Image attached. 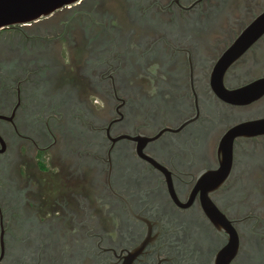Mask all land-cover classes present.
I'll return each mask as SVG.
<instances>
[{"label": "flooded vegetation", "instance_id": "flooded-vegetation-1", "mask_svg": "<svg viewBox=\"0 0 264 264\" xmlns=\"http://www.w3.org/2000/svg\"><path fill=\"white\" fill-rule=\"evenodd\" d=\"M124 8L0 31V264H264V0Z\"/></svg>", "mask_w": 264, "mask_h": 264}, {"label": "water", "instance_id": "water-1", "mask_svg": "<svg viewBox=\"0 0 264 264\" xmlns=\"http://www.w3.org/2000/svg\"><path fill=\"white\" fill-rule=\"evenodd\" d=\"M83 0H0V31L16 25H31ZM264 34V10L244 29L218 62L222 73Z\"/></svg>", "mask_w": 264, "mask_h": 264}, {"label": "rangeland", "instance_id": "rangeland-1", "mask_svg": "<svg viewBox=\"0 0 264 264\" xmlns=\"http://www.w3.org/2000/svg\"><path fill=\"white\" fill-rule=\"evenodd\" d=\"M127 0H103L104 8L106 11H111L114 13L117 17H120L121 14H125V8L124 4H126ZM87 9H90L89 4L84 7L83 10L77 11L74 14H71L67 16L66 14H59L57 15L58 17H68V19L62 20L63 25L70 26L67 27V30L70 31V39L63 42H59L60 44L58 45L59 51L61 52L63 58L61 59L62 62L65 63V59H67L68 63L67 65H81L83 62V59L85 57V49L84 46L81 44L82 40L81 38H84V33L81 28L80 22L82 21L80 13L88 11ZM91 10V9H90ZM122 17V16H121ZM105 19V18H104ZM122 18H118L119 21H121ZM113 20V17H111L110 21ZM125 20L128 22L130 21V17L126 14L125 15ZM67 21V22H66ZM109 21V20H106ZM94 22V21H93ZM76 25V26H75ZM63 31H57V33H62ZM66 32V30H65ZM64 32V33H65ZM83 43V42H82ZM65 73V79L66 82H70V78L67 77L68 74L67 72L63 71ZM73 75L74 77H79V73H76L75 70H73ZM59 80V78H57ZM58 80H56L58 82ZM72 84H78V83H72ZM57 86V85H56ZM31 168V167H30ZM34 168V167H33ZM31 168L32 171H35V169Z\"/></svg>", "mask_w": 264, "mask_h": 264}]
</instances>
